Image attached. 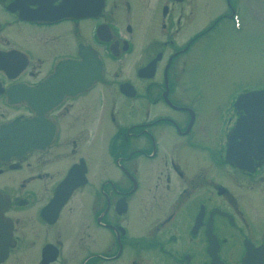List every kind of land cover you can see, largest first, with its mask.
Segmentation results:
<instances>
[{
	"label": "flooded vegetation",
	"instance_id": "1",
	"mask_svg": "<svg viewBox=\"0 0 264 264\" xmlns=\"http://www.w3.org/2000/svg\"><path fill=\"white\" fill-rule=\"evenodd\" d=\"M246 15L264 0H0V264H264V80L195 76ZM207 82L228 97L200 114Z\"/></svg>",
	"mask_w": 264,
	"mask_h": 264
},
{
	"label": "rangeland",
	"instance_id": "2",
	"mask_svg": "<svg viewBox=\"0 0 264 264\" xmlns=\"http://www.w3.org/2000/svg\"><path fill=\"white\" fill-rule=\"evenodd\" d=\"M212 12L213 10L210 9L207 14L204 13V18L202 17L200 22L198 21L197 23L201 25L202 22L211 20L214 15ZM241 22L242 29L235 33L226 30L224 26L217 29L218 32L206 44L204 60L200 64L199 70L195 73L196 77L205 74L207 77L213 78L219 74L220 68L224 65L223 61L233 60L234 62L235 60L237 66L232 73L237 76V80H247L248 78L252 82L264 80V16L246 15L241 18ZM218 44H223V46L237 44L238 48L243 51L245 46L249 45L251 46V51L247 56L244 54L235 55L227 46L221 50H216ZM248 56L251 58V62L245 65L243 63L244 60L241 61V59H247ZM227 91V84L207 82L205 85L206 96H204L205 99L198 103V112L202 114L205 108L214 107L215 103L213 100L215 98L222 101L220 105V108H222L228 97ZM132 117L133 114H130L127 119ZM133 219L134 217L130 216V220ZM132 229L137 230L138 227L132 225Z\"/></svg>",
	"mask_w": 264,
	"mask_h": 264
},
{
	"label": "water",
	"instance_id": "3",
	"mask_svg": "<svg viewBox=\"0 0 264 264\" xmlns=\"http://www.w3.org/2000/svg\"><path fill=\"white\" fill-rule=\"evenodd\" d=\"M262 92H264L263 90H260V91H254L253 93L254 94H258V93H262Z\"/></svg>",
	"mask_w": 264,
	"mask_h": 264
}]
</instances>
